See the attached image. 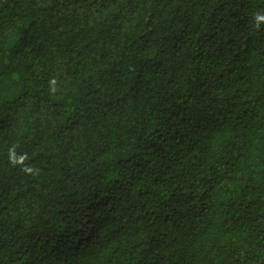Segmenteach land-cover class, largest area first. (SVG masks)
Returning a JSON list of instances; mask_svg holds the SVG:
<instances>
[{
  "label": "trees",
  "instance_id": "16d2710c",
  "mask_svg": "<svg viewBox=\"0 0 264 264\" xmlns=\"http://www.w3.org/2000/svg\"><path fill=\"white\" fill-rule=\"evenodd\" d=\"M0 264H264V0H0Z\"/></svg>",
  "mask_w": 264,
  "mask_h": 264
}]
</instances>
